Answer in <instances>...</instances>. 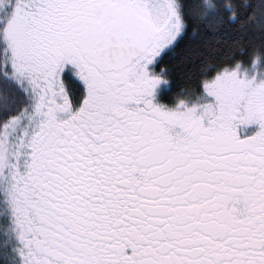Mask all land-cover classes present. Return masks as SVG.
I'll use <instances>...</instances> for the list:
<instances>
[{"label":"flooded vegetation","instance_id":"obj_1","mask_svg":"<svg viewBox=\"0 0 264 264\" xmlns=\"http://www.w3.org/2000/svg\"><path fill=\"white\" fill-rule=\"evenodd\" d=\"M124 1L152 35L142 55L112 70L83 56L123 26L103 27L95 0L29 85L20 175L44 263L264 264V88L251 101L217 73L163 101L169 85L147 70L181 33L178 9L142 0L134 18Z\"/></svg>","mask_w":264,"mask_h":264},{"label":"trees","instance_id":"obj_2","mask_svg":"<svg viewBox=\"0 0 264 264\" xmlns=\"http://www.w3.org/2000/svg\"><path fill=\"white\" fill-rule=\"evenodd\" d=\"M97 1L99 11L102 13L103 27L111 23L115 27H121L131 21L128 20L125 11L128 8L125 5L126 1ZM141 1H131L134 18L145 15ZM23 2L21 16L23 36L26 37L23 47L25 77L30 82H37L39 76L48 78L55 69L54 64L59 60V55L53 54L55 47L59 46L56 45L57 36H69L71 31L78 32L83 27L78 29L77 27L82 25L84 19L92 20L95 0ZM172 2L178 9L179 20L182 23L181 33L166 45L161 54L150 66L148 65L147 70L158 75L159 82L169 85L167 91L162 89L163 92L159 93L163 101L174 99L181 87L189 90L201 81L209 82L210 77L221 73L220 70L223 68L239 69V63L250 67L253 60L259 61V65H264V0H172ZM12 8L13 5L7 8L0 21V67L4 52L1 35ZM71 35L68 37L69 40L79 41L71 38ZM254 81L250 87L252 81H246L240 75L236 80L237 87L244 85L240 90H244L247 99L251 101L261 98L264 76ZM249 87L247 91L246 88ZM31 97L33 94H29V91L22 89L9 77H4L0 71V131L10 118L21 114L23 109L32 103ZM2 206L4 201L0 190V209ZM6 213L0 211V264H30V261L26 262L23 257H11L9 249L6 250L4 242L7 235L4 232L7 229L3 226Z\"/></svg>","mask_w":264,"mask_h":264},{"label":"rangeland","instance_id":"obj_3","mask_svg":"<svg viewBox=\"0 0 264 264\" xmlns=\"http://www.w3.org/2000/svg\"><path fill=\"white\" fill-rule=\"evenodd\" d=\"M23 1L26 0H0V21L7 8L13 5L1 35L4 52L2 53L3 61L0 71L4 77H9L17 82L22 89L29 91V94L32 95L29 84L33 82L25 77L23 47L26 37L23 36V18L21 16ZM155 11V8L151 11L149 19L152 27L160 20L159 13ZM249 66L239 63V67L237 66L239 69L228 70L225 68L226 70L223 71L225 77L223 78L224 74L221 71L218 77L220 81L224 80L226 83L237 86L236 80L240 75L246 81H252L251 87L256 78L264 76V65H259V61L253 60ZM32 108L33 102L24 108L21 114L10 118L0 131V189L5 205L1 211L7 212L4 218L7 231L4 233L7 234L6 243L11 257H23L26 262L30 261V264H45L43 254L37 248L39 233L32 221L34 219L31 210L32 200L26 188L29 183L20 175L22 169L26 170L24 166L27 165L23 138L24 128L27 125L26 118Z\"/></svg>","mask_w":264,"mask_h":264},{"label":"water","instance_id":"obj_4","mask_svg":"<svg viewBox=\"0 0 264 264\" xmlns=\"http://www.w3.org/2000/svg\"><path fill=\"white\" fill-rule=\"evenodd\" d=\"M152 40L145 26L132 22L112 32L100 48H86L82 54L100 70L123 69L142 55Z\"/></svg>","mask_w":264,"mask_h":264}]
</instances>
